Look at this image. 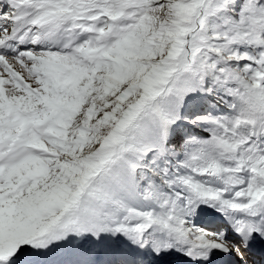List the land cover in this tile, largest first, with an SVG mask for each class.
<instances>
[{
  "label": "snow or ice",
  "instance_id": "obj_1",
  "mask_svg": "<svg viewBox=\"0 0 264 264\" xmlns=\"http://www.w3.org/2000/svg\"><path fill=\"white\" fill-rule=\"evenodd\" d=\"M0 264H264V0H0Z\"/></svg>",
  "mask_w": 264,
  "mask_h": 264
}]
</instances>
